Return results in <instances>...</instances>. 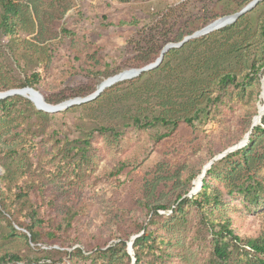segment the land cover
<instances>
[{"label": "rangeland", "instance_id": "rangeland-1", "mask_svg": "<svg viewBox=\"0 0 264 264\" xmlns=\"http://www.w3.org/2000/svg\"><path fill=\"white\" fill-rule=\"evenodd\" d=\"M1 1H12L18 16L11 33L0 26V91L21 88L36 73L37 90L56 105L133 69L139 47L173 22L170 37L181 41L251 0ZM224 27L174 47L158 69L61 111L38 108L28 94V102L0 99L7 103L0 104V196L15 216L0 213V258L20 257L0 264H135L133 249L128 257L121 248L114 256L99 250L143 228L156 249L137 264H217L212 225L227 222L242 238L264 236V115L249 134L251 148L247 142L208 168V192L217 200L176 210L177 196L196 197L194 179L241 141L257 113L264 68H253L264 63V0ZM227 73L231 80H221ZM160 116L191 122L134 124ZM248 185L260 195L256 203L239 190ZM156 204L166 209L155 216ZM32 211L45 221L36 228L55 229L53 239L33 243L13 231L14 220L26 222ZM233 242L228 264H250L249 248ZM52 250L62 253L44 259Z\"/></svg>", "mask_w": 264, "mask_h": 264}, {"label": "trees", "instance_id": "trees-1", "mask_svg": "<svg viewBox=\"0 0 264 264\" xmlns=\"http://www.w3.org/2000/svg\"><path fill=\"white\" fill-rule=\"evenodd\" d=\"M0 8H1V10H0V26L3 27L6 32L11 33L12 29L15 26V18L18 16V11H17L16 5L12 1H6V2L1 1V7ZM241 16L238 17L236 19V21L239 18H241ZM207 21H208L207 19L204 20L205 23ZM233 23H235V21ZM120 24H127V23L125 21H120ZM175 24H176L175 22H173L171 24V26L169 28V32L167 31L163 35L157 34L156 36L152 37L151 39L146 40L144 45L139 47L140 57L131 66H134L133 68H141V67H143V66H145V65H147V64H149V63H151L157 59V57L160 54L161 48L165 43L168 44V43H172L174 41L179 42L177 40L179 38H177L176 36L170 37L171 33H173ZM225 28L226 27L221 28L220 30H218V32L223 31ZM190 34H192V33H189L187 35H190ZM189 42L190 41L188 40L187 43H189ZM185 43L180 47L181 48L185 47V45L187 44V43L186 44ZM175 51H177V49L176 50L173 48L169 49L164 54L161 63L157 67L151 69L150 72L161 67V65H163L165 60ZM263 68H264V63H261L258 66H256L255 68H253V72L254 73H258L260 71L262 72L264 70ZM141 74H144V72H142ZM141 74H139V75H141ZM231 77H232V74L227 73V74L223 75L221 80H223V81L231 80ZM37 80H38L37 74L33 73L20 86H21V88L31 87V88L37 90V88L35 86V84H37ZM8 88H9L8 86H2V89L8 90ZM16 89H18V88H16ZM14 97L16 99L25 100L28 102V100L23 98L22 95H16ZM0 104L6 105L7 103L4 99V100H0ZM181 120L186 122V123L191 122L190 118H188V117H184L183 119H179V118L177 119L176 118V119L171 120V119L165 118L163 116H160V117H155L153 119V121L150 120V121H147L146 123H143V124H140L139 118L135 117L134 118V124L138 127H146V126L151 125L154 122L158 121V122H161L163 124H172L173 126L176 127ZM105 130H107V129L104 127L100 128V131H105ZM252 130L257 131V130H260V128L258 126H254V128ZM253 142H254L253 138L250 137L248 139V144H246V147L251 148L253 145ZM232 154L233 153H229V154H226L225 156L228 157L229 155H232ZM211 165H213V163ZM210 172H211V168L207 169L204 176L210 174ZM196 178L194 180H196ZM255 185L256 186L258 185V187L261 186L259 183H257V184L255 183ZM209 186L210 185H209L207 179L205 177H203L202 178V186L200 188V191L196 195V197L193 196L192 197L193 199L189 200L186 196L179 194L177 196V199H176V202H177V209L176 210H180L182 208L183 204H185L187 202H192L197 206V208L203 209V206H204L203 199L209 200L210 197L213 196V198H211V199L217 200V193L215 192V190H213V193H211V194L208 192ZM239 190H240V192H242L246 195V198L250 202L256 203L260 198L258 191L255 189V187H252L251 185L240 187ZM23 196H24V194L22 193V191H19V193L16 194L15 199L17 201H19L23 198ZM199 197H201V198L199 199ZM164 209H166V207L163 204H156V205L152 206V210L154 211L153 214L155 216L158 215L159 210H164ZM0 213H5L9 218H12V217L15 218L13 212L9 209L7 210V207L5 205V199L1 196H0ZM24 220H22V221H20L18 219L14 220V226H12V229L14 232H16L17 229H22L23 232L21 234L24 236L25 239L29 240L30 242H33V243H36L39 241L44 242L43 236H45V235H46V239H49V240H51L55 237L56 232H55L54 228L49 229L47 231H42L41 229L36 228V226H35L36 224L43 223L45 225V221L42 219L36 218L35 211L30 212L28 218H26V222ZM66 224H68V222ZM37 227H39V226H37ZM47 227H50V225ZM141 230H142V232L139 235L135 236L133 239V242H132V249H133L134 255H135V264H137L141 261V254L142 253H144V252H146V253L147 252H155V249H156L155 239L153 237V234L151 232H147L146 228H143ZM211 232L213 235V240H212L213 255L216 258L217 264H228L229 263L230 258H231V256H230L231 247L235 246L233 244L234 243L233 241L241 243V244H243L244 247L249 248L250 252H247L245 254V256L251 262L250 264H264V236H262V237H259V236L243 237L242 238L233 231V229L230 227V225L227 222L221 223L219 225L218 230H215L213 228V225H212L211 226ZM46 244H48V243H46ZM118 244H116L114 246H110L107 249L102 250V251L99 250V253H102V254L110 253L111 256H114L117 254V250L121 248L123 251V254L128 257V255H130V254L128 252L127 238L121 239ZM76 251L81 252L80 249H77ZM61 253L62 252L60 250L46 251V255L43 258L48 259V260H52L54 255H57V254L59 255ZM18 260H20V257L18 255L9 254V255H4L2 258H0V263L1 262L8 263L10 261H18Z\"/></svg>", "mask_w": 264, "mask_h": 264}, {"label": "water", "instance_id": "water-1", "mask_svg": "<svg viewBox=\"0 0 264 264\" xmlns=\"http://www.w3.org/2000/svg\"><path fill=\"white\" fill-rule=\"evenodd\" d=\"M260 1L261 0H251L244 7H242L239 11H237L235 13H232V14H229V15L222 16V17L214 20L213 22L205 25L201 29L196 30L192 34L185 36L179 42H176V43L172 42V43L166 44L161 49L160 54H159V56L157 57V59L155 61H153V62H151V63H149V64H147V65H145V66H143L141 68H133V69L122 71V72L112 76L113 82L121 80V79H124L127 76H132V77L138 76L142 72H146V71H149V70L157 67L161 63L164 54L169 49L174 48V47H180V46H182L185 42H187L190 39L205 35L207 33H210L212 31L218 29V27L221 28V27H224V26H226L228 24L233 23L238 17H240L241 15L246 13L247 11L251 10ZM218 21H221V24H219L220 26L216 24V23H218ZM24 91L32 92L34 95H36L41 100L42 103H44L46 105V107H45V105L44 106L43 105H38L32 98L27 97L24 94ZM101 91H102L101 89H96L94 92H92L91 94H89V95H87L85 97H77V98L65 101L63 103L56 104V105H52V104L47 103L44 100L43 96L40 94V92L38 90H35V89L31 88V87H24V88H18V89H8V90H5V91H0V96H3V97H0V99L1 98H5V97H9V96H12V95H22V96H25V97L29 98L38 108L43 109V110H45L47 112H55V111L64 110V109H66L67 107H69V106H71L73 104H80V103H83V102L90 101V100L96 98L101 93ZM64 103H66V104H64ZM62 104H64V105H62ZM255 125L256 124L252 122V124L250 126V130L247 133L246 142L244 144H246L248 142L249 134L252 131V129L254 128ZM240 146H241V144L240 145L237 144V145H235L233 147H230L227 150H225L224 152H222L221 154H219L216 157H214L212 160H210L207 163V166L203 167V169H202V177H204V174H205L206 170L210 167V165L215 160L222 158L228 152L233 151V150L239 148ZM201 186H202V180L199 183L198 189L196 191L191 190L190 194L198 192L200 190ZM134 237L135 236H133L131 238V240L128 242V252H129V254H132V242H133Z\"/></svg>", "mask_w": 264, "mask_h": 264}, {"label": "bare ground", "instance_id": "bare-ground-1", "mask_svg": "<svg viewBox=\"0 0 264 264\" xmlns=\"http://www.w3.org/2000/svg\"><path fill=\"white\" fill-rule=\"evenodd\" d=\"M217 25L221 24V21H218V23H216ZM220 26V25H219ZM220 28V27H218ZM130 78H133L132 76H127L125 77L124 79H121V80H125V79H130ZM121 80H118V81H121ZM117 82V81H115ZM113 82V78L112 77H109V78H106L104 79L103 81H101L99 83V85L97 86L96 89H105L106 87H108L109 85L115 83ZM24 94H28L30 98H32L38 105H45L44 103L41 102V100L36 96L34 95L32 92L30 91H24ZM0 97H3V96H0ZM66 104V103H64ZM62 104V105H64ZM46 107V105H45ZM264 115V71H263V74H262V77H261V89H260V93H259V103H258V108H257V113L255 114V116L253 117V123H258L262 116ZM246 138H247V133L243 136V138L241 139V141L238 143V145L241 144V146L245 145L244 143L246 142ZM205 166H207V164H205ZM204 166V167H205ZM202 171L201 173L197 176V179L192 187V190L193 191H196L199 187V183L200 181L202 180Z\"/></svg>", "mask_w": 264, "mask_h": 264}]
</instances>
